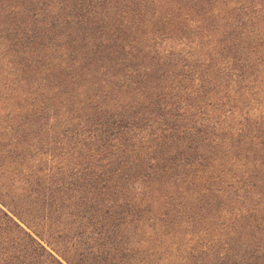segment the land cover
Instances as JSON below:
<instances>
[{"label":"trees","instance_id":"16d2710c","mask_svg":"<svg viewBox=\"0 0 264 264\" xmlns=\"http://www.w3.org/2000/svg\"><path fill=\"white\" fill-rule=\"evenodd\" d=\"M0 264H264V0H0Z\"/></svg>","mask_w":264,"mask_h":264}]
</instances>
